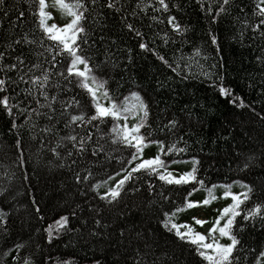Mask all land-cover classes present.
Listing matches in <instances>:
<instances>
[{"label":"snow or ice","instance_id":"obj_1","mask_svg":"<svg viewBox=\"0 0 264 264\" xmlns=\"http://www.w3.org/2000/svg\"><path fill=\"white\" fill-rule=\"evenodd\" d=\"M214 2L215 0H210L206 9L203 3L200 4L201 10L211 15V24L218 23L221 15H230L229 5L232 0H218V6L213 8ZM24 3L28 4L32 13L38 36L23 31L25 16L23 10L17 12L9 0H0V25L4 22L8 24L3 39H0V111L11 118L10 131L19 132L21 128L26 127L33 140H39L40 147L37 151H46L49 154L50 159L45 162L49 168L66 169L70 172V180L77 190L84 188L81 192L82 197L91 193V198L85 202L91 214V226L87 217L80 221V224L88 229V236L107 239L108 229L114 225L104 214L106 210L114 212L116 220L125 221L119 230L121 241L128 238L130 246L133 243L137 244L133 250L132 264H172L173 257L166 251H161L160 255L155 254L152 247L155 242L150 229L137 230L138 227L143 228V225L133 221L135 213L141 210L140 205L133 202L130 207L126 199L146 191L153 199L160 195L161 200H169L170 197L163 196L162 193L158 194L156 191L154 182L160 181L162 188L164 185L186 186L188 191L179 205H175L170 212L162 213L157 221L159 226L169 234H173L179 241L186 243L189 248H194L195 254L200 258V264H240L237 249L241 247V240L235 227L239 223L238 217L242 216L244 221L239 223L240 232L249 221H252L255 227L257 218L261 230L264 231V201L255 202L245 210L242 206L251 199L253 187L241 182L244 191L234 193L230 190L231 184H207L197 174L200 161L196 156L182 161L191 164L188 170L180 172L171 170L169 167L171 164L181 161L165 160L163 157H167L169 153L182 154L186 151V148L177 147L178 142H183V136L178 140L171 139L179 130L180 120L173 114L166 123L157 124L153 131L147 136L144 135L141 129L151 127L149 105L140 99L139 93L135 91L131 92L130 96L135 98L137 103L127 104L128 97L124 98V102L119 101L110 94L109 81L106 79L108 70L115 66V57L119 55V50L113 47L116 44L115 37L104 34L108 14H115L120 18L123 29L138 39V48L152 51V54L178 77L183 79L204 77L217 88L221 96L227 97L232 94L231 89L217 83L223 80L221 71L223 65L208 63L213 58L203 48L194 47L190 56L185 57L181 54L177 60L170 62L155 48L149 49L144 33L135 26L134 20L138 19L141 13L151 9L152 21L164 23V20L155 13L166 14V22L172 34L180 37L186 34L188 29L182 26L170 11V8L178 9L179 4L174 0H136L129 11L125 0H24ZM10 8L13 9L11 12ZM49 9L57 10L65 18V22L59 25L51 22L53 12ZM213 11L214 15H212ZM240 12H244L243 7L240 8ZM121 13L124 15L121 16ZM252 15L255 19L254 23L247 18L240 20L237 17V20L245 30L251 28L254 34L260 33L264 37V31H261L264 29V0H256ZM89 17L93 25L91 34L86 27ZM128 17H132L133 20L129 21ZM18 26L19 33L16 32ZM239 34L242 36L243 32ZM156 35L165 44L169 41L176 42L168 32ZM208 35L211 45L217 46L219 51L217 35L213 34L210 28ZM97 43L101 46L99 51H102L103 59L93 63V57L85 53L95 49ZM183 43L187 41H182ZM176 51L180 50L176 49ZM127 52L130 54L132 49L128 48ZM128 59L131 60L130 55ZM256 60L264 67V55L257 56ZM73 87L86 91L88 99L83 104L76 96L68 95ZM239 99L233 96L229 103L235 104ZM242 104L241 100L236 106ZM57 105L60 107L57 108ZM130 115L136 119L131 125L127 123ZM191 115L189 110V116ZM21 116L23 119L18 124L17 120ZM108 118L112 121L110 128L106 123ZM121 119L125 122L120 123ZM156 134H163L165 139L154 138ZM149 145H156L157 152L146 157L144 151ZM118 146L122 151L130 153V157L115 156ZM15 147L18 152L24 150L19 135L15 139ZM111 159H116L118 165H122L119 172H113L105 180L93 182L95 178L93 169H104L105 162ZM124 159H127V163H124ZM27 166V161L18 157L17 167L27 168ZM250 166L247 162L243 165L244 169ZM105 174L107 175V172ZM113 176L120 178L114 183H109ZM142 177H148L144 179L143 184ZM13 178L12 175H6L7 180ZM23 178L28 179L27 176ZM217 187L223 188L220 197L215 195ZM200 191L204 192L202 199H191L194 193ZM8 192V187L0 186V196H5ZM218 198H230L231 202L218 209L217 215L209 220L192 217L194 225L210 224L206 233L198 231L191 223L176 222L175 218L178 214L208 206ZM122 201L123 206L120 207ZM32 207L37 219L42 220L40 206L35 200L32 201ZM76 207L79 208L80 205ZM8 215L10 213H5L0 207V234L10 238ZM69 215L75 219L77 213L74 210ZM69 215H62L56 221L58 235L62 231H78L68 226ZM43 231L47 234V242L51 243L53 235L51 226ZM221 238H226V242H221ZM141 244L143 248L140 247ZM23 247L22 242L14 243L5 250L4 255L7 257L12 252L19 253ZM245 251L249 254L254 253L252 249ZM245 259L247 260V256ZM44 260L46 264H75L72 258L56 261L50 255H46ZM11 262L34 264L28 255H25L23 261L19 256L11 255ZM262 262H264V246L255 255L253 264H262ZM90 264H104V262L93 257Z\"/></svg>","mask_w":264,"mask_h":264},{"label":"trees","instance_id":"obj_2","mask_svg":"<svg viewBox=\"0 0 264 264\" xmlns=\"http://www.w3.org/2000/svg\"><path fill=\"white\" fill-rule=\"evenodd\" d=\"M135 2L136 0H125L129 11ZM174 2L179 4V8H170L171 14L188 29L186 34L180 37L172 34L166 22V14L155 13L164 20V23L150 19L153 15L151 9L141 13L140 17L134 20L135 26L144 33L149 49L155 48L171 62L177 60L181 54L185 57L190 56L194 47L203 48L213 58L208 63L223 65L221 69L223 80L217 83L231 89L232 94L227 97L221 96L217 88L204 77L195 79L178 77L157 56L153 55L152 51L140 50L138 39L123 29L120 18L115 14H108L104 34L115 37L116 44L113 47L119 50V55L115 57V66L108 70L106 76L110 94L121 102L128 97L126 103L131 105L137 103V100L131 97L130 93L133 91L139 93L140 99L147 103L150 109L151 127L141 129L146 136L157 124L166 123V120L175 114L180 120V127L171 139L178 140L180 136H183V142H178L177 147L186 148V151L182 154L169 153L167 157H163L165 160L181 161V163L171 164L170 169L176 172L186 171L191 164H185L182 161L196 156L200 161L197 174L207 184H231L230 190L234 193L244 191L241 182L251 185L254 190L253 195L242 206L246 210L253 203L264 201V156H262L264 153V87H262L264 67L256 60L257 56L264 55V37L260 33L254 34L251 28L245 30L237 17L240 20L247 18L254 23L252 13L256 0H232L229 5L230 15H221L218 23L215 24L210 23L211 15L200 8V4L203 3L206 9L210 0H174ZM9 3L14 5L17 12L21 10L25 12L23 31L29 34L35 33L38 36L28 4L24 3V0H9ZM217 6L218 0H215L213 8ZM241 7L244 9L243 13L240 12ZM12 10L9 9L10 12ZM49 10L53 12L51 22L58 25L65 22V18L57 10ZM214 14L213 11L212 15ZM120 15L123 16L124 13ZM90 20L91 17L89 22H86V27L91 34L93 25ZM128 20L132 21L133 18L128 17ZM7 28V22L0 25V39H3L4 30ZM209 28L218 37L219 51L217 46L211 45ZM241 31L242 36L239 34ZM16 32H20L19 26ZM163 32H168L176 42L169 41L165 44L156 35ZM182 41L187 43L182 44ZM100 47L97 43L95 49L85 53L93 57V63L103 59V53L99 51ZM128 48L132 49L130 54L127 52ZM176 49L180 51L177 52ZM125 65H127L126 69ZM97 75H104V73H97ZM68 95L76 96L82 104L88 99L86 91L77 87H73ZM233 96L240 98L235 104L229 103ZM241 100L243 104L237 107ZM59 107L57 105V108ZM162 109L165 111H161ZM189 110L192 113L191 116H189ZM22 119V116L19 117L17 123L20 124ZM119 122L125 121L121 119ZM134 122L136 119L131 115L128 116L127 123L131 125ZM106 123L110 128L111 118H108ZM10 128L11 118L0 111V186L9 188L7 195L0 196V207L5 213H10L7 222L11 233L10 238L0 234V264H12L11 255L19 256L21 261L25 255H28L34 264H46L44 260L46 255H50L56 261L72 258L75 264H90L93 257L102 260L104 264H132L133 250L137 244L133 243L130 246L128 238L121 241L119 236L120 227L125 221L116 220L114 212L106 210L105 217L114 225L108 229V238L89 237L88 229L84 228L80 221L87 217L91 226V214L85 203L91 198V193L82 197L81 192L84 188L77 190L70 180V172L66 169H52L46 165L45 162L50 159L49 154L46 151H37L40 142L33 140L26 127L21 128L19 132L10 131ZM17 135L22 138L24 149L22 152H18L15 147ZM154 138L165 139L163 134H156ZM156 152L157 146L149 145L144 155L152 156ZM115 156L130 157V153L122 151L118 146ZM18 157L27 161V168L17 167ZM245 162L251 165L250 168L244 169ZM124 163H127V159H124ZM121 166L116 159L107 160L104 169H93L95 173L93 182L107 179V176L112 175L113 172H119ZM83 167L88 166L83 165ZM6 175H12L14 178L7 180ZM24 176L28 179L24 180ZM118 178L120 177L113 176L109 183H114ZM144 179L148 177H142V184ZM161 184L160 181L154 182L156 191L158 194L162 193L163 196L170 197L169 200H161L160 195L153 199L146 191L126 197L130 207L133 202L140 205L141 210L135 213L133 221L143 225V228L138 227L137 230L150 229L155 242L152 245L155 254L160 255L161 251H166L173 257L172 264H200V258L195 254L194 248H189L186 243L179 241L157 223L163 212H170L175 205L181 203L188 188L168 185L162 188ZM222 191L223 188L217 187L215 195L220 197ZM203 197L204 192L200 191L194 193L191 199ZM33 200L40 206L42 220L37 219L34 214ZM230 202V198H218L208 206L178 214L175 218L176 222L191 223L198 231L206 233L210 224L194 225L192 217H196L197 211H204L208 214L207 220H209L217 215L218 209ZM77 205L80 207L77 208ZM122 206L123 201L120 207ZM74 210L77 213L75 219L69 215ZM62 215H69L68 226L78 231H62L58 235L56 221ZM238 221L244 223L243 217H238ZM239 223L235 227L241 240V247L237 249L240 264H253L255 255L264 246V231L260 228L259 218L255 227L252 221L247 222L242 232L239 231ZM49 226L53 234L51 243L47 242V234L43 231ZM17 242L24 244L22 251L12 252L6 257L5 250ZM221 242H226V238H221ZM140 247L143 248V245L141 244ZM246 249H252L254 253L249 254L245 251ZM149 258L151 259V256Z\"/></svg>","mask_w":264,"mask_h":264},{"label":"rangeland","instance_id":"obj_3","mask_svg":"<svg viewBox=\"0 0 264 264\" xmlns=\"http://www.w3.org/2000/svg\"><path fill=\"white\" fill-rule=\"evenodd\" d=\"M195 215L199 219L207 220L208 218V214H206L204 211H197Z\"/></svg>","mask_w":264,"mask_h":264}]
</instances>
